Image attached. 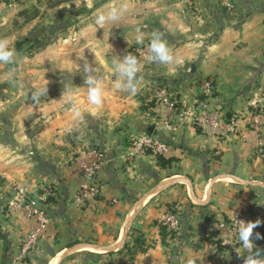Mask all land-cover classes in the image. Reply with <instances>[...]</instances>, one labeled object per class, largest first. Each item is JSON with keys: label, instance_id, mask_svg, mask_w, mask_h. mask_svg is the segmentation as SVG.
<instances>
[{"label": "crops", "instance_id": "1", "mask_svg": "<svg viewBox=\"0 0 264 264\" xmlns=\"http://www.w3.org/2000/svg\"><path fill=\"white\" fill-rule=\"evenodd\" d=\"M124 3L129 10L115 26L94 25L98 8ZM41 4L0 0V38L17 53L14 64L0 63V264H244L239 242L216 245L206 229L240 212L261 221L254 233L264 229V128L256 132L243 120L224 136L214 126L178 120L175 106L198 109L204 80L214 85L209 109L218 120L246 114L253 100L264 105V0ZM34 6L39 16L28 11ZM137 30L144 44L136 43ZM154 33L183 63L148 61ZM129 53L143 64L135 95L116 90L111 75V61ZM85 60L103 74L99 107L87 100ZM39 88L47 89L44 116L32 102ZM66 91L82 108L79 122L61 100ZM143 136L171 148L169 166L136 148ZM93 147L105 157L97 177L102 201L87 210L78 194L89 182L78 163ZM17 188L51 217L26 258L22 243L35 222L11 209ZM171 207L180 230L164 239L161 222Z\"/></svg>", "mask_w": 264, "mask_h": 264}, {"label": "built area", "instance_id": "2", "mask_svg": "<svg viewBox=\"0 0 264 264\" xmlns=\"http://www.w3.org/2000/svg\"><path fill=\"white\" fill-rule=\"evenodd\" d=\"M156 95L166 99L167 91L164 88L155 89ZM215 97V88L210 80H204L201 84V96L198 99V109L196 110H186L183 107H176L175 110L180 121H192L195 125L205 128L206 126H214L222 131V135L226 136L233 133L237 125L243 121L247 120L249 127H251L256 132H260L264 128V105L260 102L253 100L250 102V107L246 114L234 115L225 120H218L212 115L209 109L211 100ZM136 148L141 152L151 151L153 156L165 157L169 151L170 147L159 139L143 136L139 139L134 140ZM86 160L82 159L78 164L80 166L81 174L89 182L88 185L82 186L79 190L78 199L82 204L92 203L95 198L100 196V188L97 183V177L101 171L104 163L105 157L103 153L98 149H91L86 152ZM14 210H23L28 219L35 222L34 227L30 233L23 240L21 254L25 258L30 256L33 252L37 250L40 245V241L45 234L51 219L44 213V211L38 208L36 200H28L25 190H17V199L11 206ZM237 220H243L245 222H251L250 218L245 212H240L234 217L222 218L219 220H214L211 225L210 232L216 234V240L218 244L222 247L234 246L239 241L237 239V233L235 231V225ZM162 226H165L168 232L172 234H177L180 230V220L177 214L168 211L163 217L161 222Z\"/></svg>", "mask_w": 264, "mask_h": 264}, {"label": "clouds", "instance_id": "3", "mask_svg": "<svg viewBox=\"0 0 264 264\" xmlns=\"http://www.w3.org/2000/svg\"><path fill=\"white\" fill-rule=\"evenodd\" d=\"M129 6L127 3L120 6L105 5L103 8H98L94 13L93 23L97 27H102L105 24H113L114 26L121 21L128 12ZM137 44H144V36L137 30ZM148 48L150 55L148 61L158 63L160 65H179L183 63L182 58L177 57L169 47L167 41L161 34L154 33L149 41ZM96 55V54H95ZM16 50L10 46V41L7 38H0V63L14 64L16 62ZM111 75L114 77V88L121 92H127L130 95L138 93L143 77L141 75L143 64L141 60L131 53L119 57L116 56L111 61ZM84 77V85L87 88V100L89 104L99 107L104 100V87L102 84L103 74L98 72V68L93 67L91 63L85 60L82 67ZM47 95V89L39 88L32 93V102L38 107L39 112L44 116V111L41 109V98ZM70 106L71 111L77 121L83 119L82 108L76 101L74 91H66L62 99ZM261 224L260 220L255 222H245L237 220L235 231L237 239L244 250L246 257L244 264H264V250L258 248L254 243L255 240L264 239L259 232L254 234L256 229Z\"/></svg>", "mask_w": 264, "mask_h": 264}, {"label": "trees", "instance_id": "4", "mask_svg": "<svg viewBox=\"0 0 264 264\" xmlns=\"http://www.w3.org/2000/svg\"><path fill=\"white\" fill-rule=\"evenodd\" d=\"M163 86V85H162ZM216 95V94H215ZM177 107H179V105L177 104ZM235 114H232L230 116H227L226 118H230L232 116H234ZM201 129V128H200ZM95 149L100 150L97 147H93ZM101 151V150H100ZM151 151H148L147 153H150ZM155 158L158 159L159 164L161 167L165 168L167 166H169L171 164V160H166L164 157L161 156H154ZM55 191L53 190L52 195H54ZM102 201V198L100 196H98L97 198H95V200L92 203H86L84 206L87 210H92L94 207H96L100 202ZM54 202V196H50L47 200V203H52ZM95 210H98V208H95ZM44 211V210H43ZM169 211L171 213L177 214V210L174 209L173 207L169 208ZM44 213L51 219V217L44 211ZM213 221H209L208 222V226H207V240L213 242L214 244H218L219 242L216 240V234L213 232H210V228L211 225L213 224ZM161 230H162V236L164 239H167V237H170V239H173L176 237V234H172L171 232H168L165 226H161ZM259 233L264 236V229L260 230ZM255 234V233H254ZM254 243L256 244V246L262 250H264V239H259V240H255L254 239Z\"/></svg>", "mask_w": 264, "mask_h": 264}, {"label": "rangeland", "instance_id": "5", "mask_svg": "<svg viewBox=\"0 0 264 264\" xmlns=\"http://www.w3.org/2000/svg\"><path fill=\"white\" fill-rule=\"evenodd\" d=\"M2 1H12V0H2ZM41 2H42V0L39 2V3H37L36 1H34L33 0V3L34 4H37L39 7L43 4H41ZM50 5V4H49ZM31 10V14L33 15H35V13L38 11L39 13H38V15L37 16H39L40 14H41V11H40V9H38V8H36L35 6L33 7V8H31V9H28V11H30ZM36 10V11H35ZM84 12H88V11H83V13ZM66 28V27H65ZM41 42L40 41H38L37 42V45H39ZM91 149H93V148H89L88 150H86V152H88L89 150H91ZM19 189H23V188H17V190H19ZM17 190H16V195H17ZM25 190V189H24ZM25 193H26V196H27V199L28 200H34L33 198H31L29 195H28V193H27V191L25 190Z\"/></svg>", "mask_w": 264, "mask_h": 264}, {"label": "water", "instance_id": "6", "mask_svg": "<svg viewBox=\"0 0 264 264\" xmlns=\"http://www.w3.org/2000/svg\"><path fill=\"white\" fill-rule=\"evenodd\" d=\"M38 208L41 210L42 209V204L40 202L37 203Z\"/></svg>", "mask_w": 264, "mask_h": 264}]
</instances>
